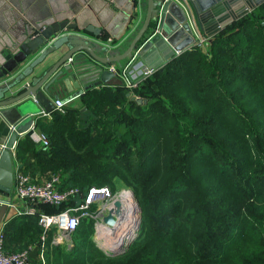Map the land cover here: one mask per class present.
I'll return each instance as SVG.
<instances>
[{"label":"trees","instance_id":"16d2710c","mask_svg":"<svg viewBox=\"0 0 264 264\" xmlns=\"http://www.w3.org/2000/svg\"><path fill=\"white\" fill-rule=\"evenodd\" d=\"M83 99V110L54 113L42 129L49 145L33 154L61 190L85 194L121 173L137 190L140 231L108 256L82 218L72 246L54 244L46 264H264V3L132 90Z\"/></svg>","mask_w":264,"mask_h":264},{"label":"water","instance_id":"95a60500","mask_svg":"<svg viewBox=\"0 0 264 264\" xmlns=\"http://www.w3.org/2000/svg\"><path fill=\"white\" fill-rule=\"evenodd\" d=\"M146 12L143 22L133 36L127 48L117 54L100 56L84 35L72 32L76 23L67 20L41 26L34 30L28 40L20 44L19 49L0 66V79L15 72L14 79L0 86V115L7 119L9 134L0 144V194L10 195L13 188V164L15 147L21 141V135L31 136L36 124L33 114L41 108L49 111L44 92L56 81L61 80L79 59V52L87 53L101 65L119 62L135 53L136 66L142 64L162 70L164 65L176 56V51H185L194 43L189 20H192L205 36L211 38L264 0H145ZM185 7V8H184ZM85 31L95 36L100 29L85 27ZM106 48L103 47L102 50ZM76 55V56H74ZM72 60V64L66 65ZM114 73L104 68L101 80L105 82ZM92 89V88H91ZM88 88H84L87 92ZM80 93V92H79ZM83 93V92H81ZM141 103L145 100L131 96ZM39 106L32 107V102ZM37 119V118H36ZM24 133V134H23ZM114 213L108 210L103 221L109 226L115 224L121 213L118 200L113 201ZM138 212L141 210L137 208ZM141 218L134 221L132 229L126 230L125 241L117 247L99 246L108 256L125 252L137 237ZM37 253V248L30 251V256Z\"/></svg>","mask_w":264,"mask_h":264},{"label":"crops","instance_id":"0c3cea01","mask_svg":"<svg viewBox=\"0 0 264 264\" xmlns=\"http://www.w3.org/2000/svg\"><path fill=\"white\" fill-rule=\"evenodd\" d=\"M145 12V0H0V66L18 51L20 44L28 40V36L33 35L35 29L64 20L77 24L76 31H71L84 35L95 51L100 50L98 55L121 53L141 26ZM90 26L95 30L100 29V34L95 36L84 30L85 27ZM202 34L205 36L204 33ZM107 37L113 39L112 45L105 43ZM210 39L207 37L202 49H208ZM103 47L106 49L102 50ZM77 54L81 55L72 65L68 75L53 83L47 93L44 92L50 110L46 111L38 102H32V107L41 108L40 113L31 115L35 119L36 132H42L43 127L53 119L57 111L55 100L65 103V111L60 112L64 114L68 108L84 109V88L124 86L120 72L136 59L133 58V54L132 57L113 63L116 69V72H113L114 76L103 82L101 72L108 64L101 65L95 62L85 52ZM65 64H72V60ZM15 74L13 72L2 77L0 86L11 82ZM8 134V121L0 115V144L6 140ZM21 136H23L21 141L15 147L14 163L20 165L22 170L39 182L47 180L51 174L40 167L32 150L34 145L37 147L40 145L34 142L32 136ZM43 206L44 204H33L18 198L13 189L10 195L0 194V229L5 235L4 249L10 252L22 249L32 251L37 248V253L30 256L28 264H46L54 244L68 246L65 242L53 243V234L50 235L48 232L45 261L42 263L39 259L38 245L43 230L37 221L36 213L29 210L33 208L37 212L43 211Z\"/></svg>","mask_w":264,"mask_h":264},{"label":"built area","instance_id":"2783aa9c","mask_svg":"<svg viewBox=\"0 0 264 264\" xmlns=\"http://www.w3.org/2000/svg\"><path fill=\"white\" fill-rule=\"evenodd\" d=\"M192 36L195 43L193 45L203 47L206 43L207 37L202 34L197 25L189 20ZM107 45L113 44V39L107 37L105 39ZM192 45V46H193ZM183 51H176V55L181 54ZM132 57V56H131ZM134 59L135 53H134ZM108 70L116 72L113 63L107 65ZM157 69L151 67H144L142 64L136 66V59L133 60L126 68L120 72L123 79L124 86L128 89L138 86L140 81L153 74ZM57 111H65V103L61 100H55ZM34 142L40 146L47 147L49 145L48 137L43 132L34 131L31 134ZM59 175L51 174L50 177L39 182L33 178L29 173L21 169L20 165L13 164V191L18 198L28 200L33 204H47L53 207L65 205L69 199L80 196L81 202L76 206H65L57 212L47 213L44 211H35L33 208L29 212L36 213L37 221L41 226L43 233L40 237L38 245V256L41 262H44V252L46 248V234L50 229H54L52 242L53 243H68L70 244V235L75 231L81 218L95 217L96 223L102 222L107 208L104 205L113 202L116 198L111 188L107 185L104 186H91L85 194L77 187H70L64 190L58 188ZM5 235L0 229V264H28L30 259V250L22 249L19 251H6L4 249Z\"/></svg>","mask_w":264,"mask_h":264},{"label":"bare ground","instance_id":"6f19581e","mask_svg":"<svg viewBox=\"0 0 264 264\" xmlns=\"http://www.w3.org/2000/svg\"><path fill=\"white\" fill-rule=\"evenodd\" d=\"M120 202L121 213L117 216V220H115V224L113 226H109L104 221L97 223V233L98 236L103 240L105 244V248L117 247L122 242L125 241V237L123 236L127 229H132L134 221L137 219L134 212L137 208V202L130 191H121L115 198ZM109 211L114 213V205L113 202H109L104 205ZM102 217L103 214H101ZM118 230H122L121 233L117 236L115 240H111L110 242L106 239L107 235H111L112 232H116Z\"/></svg>","mask_w":264,"mask_h":264},{"label":"rangeland","instance_id":"374dc122","mask_svg":"<svg viewBox=\"0 0 264 264\" xmlns=\"http://www.w3.org/2000/svg\"><path fill=\"white\" fill-rule=\"evenodd\" d=\"M119 172H116L114 173L113 171H111V182L110 183H107V185L110 186V188L112 189L113 193L116 195L120 194L121 191L125 190V191H130L136 202H137V208H139L141 211L138 212L137 208H136V211L134 212V214L136 215L137 218H141L142 219V206L140 205V202L138 200V195H137V190L132 186L130 185L127 180L125 179V177L119 173ZM175 198V195H173L172 193L166 197V198ZM108 213V210L107 212L104 213V215H106ZM181 213H184V211L181 209ZM82 219V218H81ZM96 220H101L100 217L99 218H95V217H84V222L85 224L87 225H90V229H89V238L91 240H93L96 244L97 247L99 246H103L104 248L106 247L105 244L103 243V240L98 236V233H97V223H96ZM122 231V230H121ZM120 230L117 229L116 232H112L111 235H107L106 236V239L110 242L111 240H115L117 238V236L121 233ZM140 229L138 230V233H139ZM70 247L72 246V234L70 235ZM66 245V244H65ZM67 246V245H66Z\"/></svg>","mask_w":264,"mask_h":264}]
</instances>
